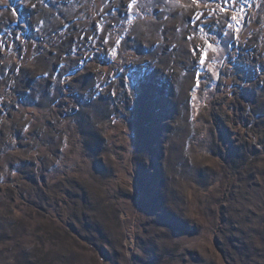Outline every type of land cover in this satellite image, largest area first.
Returning <instances> with one entry per match:
<instances>
[{"label": "rangeland", "instance_id": "rangeland-1", "mask_svg": "<svg viewBox=\"0 0 264 264\" xmlns=\"http://www.w3.org/2000/svg\"><path fill=\"white\" fill-rule=\"evenodd\" d=\"M129 3L0 0V264H264V0Z\"/></svg>", "mask_w": 264, "mask_h": 264}, {"label": "snow or ice", "instance_id": "snow-or-ice-1", "mask_svg": "<svg viewBox=\"0 0 264 264\" xmlns=\"http://www.w3.org/2000/svg\"><path fill=\"white\" fill-rule=\"evenodd\" d=\"M197 0H193V3H196ZM236 2V0H221V4L218 6L219 7V10L221 12H226L228 11V8L226 7L228 4H234ZM137 3V0H130V3L128 4V11H131L134 7V5H136ZM215 12V10H213V13ZM200 15H203V13H201ZM197 20L200 19V16H197L196 17ZM230 20L235 22L236 24H239L240 22V19L238 17V15L236 14H233L231 17H230ZM219 21L217 20V23ZM229 28H232L233 27V24L232 23H229L227 25ZM201 31H203V29H201ZM236 31L238 32L239 31V28H236ZM189 39H192L191 37H189ZM104 43H107V40L105 39L104 40ZM117 43H119V41H117ZM209 49H211L212 51H215L216 49L213 47V44L212 43H208L206 42V47H204L203 49H199V47L197 46V48H195L193 50V54L196 55V54H199L200 55V65L201 66H204V64L206 63V60L208 59V54H209Z\"/></svg>", "mask_w": 264, "mask_h": 264}]
</instances>
